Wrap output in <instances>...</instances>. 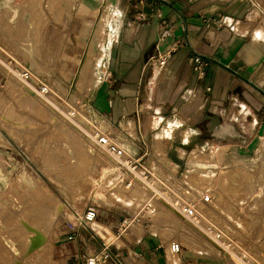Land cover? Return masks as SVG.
Returning a JSON list of instances; mask_svg holds the SVG:
<instances>
[{"label": "rangeland", "instance_id": "1", "mask_svg": "<svg viewBox=\"0 0 264 264\" xmlns=\"http://www.w3.org/2000/svg\"><path fill=\"white\" fill-rule=\"evenodd\" d=\"M12 8L21 10L18 20L0 29V152L5 156L0 162V264H52L59 245L72 239L77 226L94 230L111 245L115 234L96 220L98 211L108 207L124 213L121 230L142 223L155 230L159 225L174 227L183 245L194 234L222 258L264 264V138L246 150L213 140L206 150L185 156L180 169L159 153L137 169L150 173L139 185L132 180L133 172L95 139L97 134L109 136L124 149L122 161L131 160V144L106 112L93 109L89 95L105 70L107 15H101L97 31H76L83 45L71 52V47L59 45L65 32L44 31L49 24L44 0H14L7 12ZM66 54L84 58L71 62ZM15 66L44 76L49 94L39 95L40 83L20 79ZM99 106H107L105 96ZM125 128L134 132L132 123ZM99 155L100 163L91 164L89 158ZM15 161L32 168L39 179L36 189L47 188V199L11 174ZM205 180L207 188L202 187ZM205 196L210 199L205 201ZM162 198L184 209L194 205L196 219L223 248L178 217ZM93 210L95 219H87Z\"/></svg>", "mask_w": 264, "mask_h": 264}, {"label": "crops", "instance_id": "2", "mask_svg": "<svg viewBox=\"0 0 264 264\" xmlns=\"http://www.w3.org/2000/svg\"><path fill=\"white\" fill-rule=\"evenodd\" d=\"M13 1L0 0V29L19 18L21 10L7 12ZM253 3L44 0L49 24L43 29L59 35L65 32L59 45L71 47L72 52L83 45L76 31L88 26L94 32L101 15H107L105 70H101L100 84L89 92L93 109L106 112L109 122L123 132L131 144V160L140 159L138 169L159 153L180 169L185 156L206 150L213 140L246 150L264 138V0ZM88 17L94 20L85 21ZM196 56L208 63L203 71L195 68L192 58ZM66 57L73 62L84 55ZM163 58L165 63H159ZM103 96L105 108L99 106ZM128 123L133 124V133L125 128ZM4 157L1 151L0 162ZM15 163L11 174L26 188L40 186L30 166ZM3 183L0 179V188ZM124 216L116 207H108L96 217L115 234L109 249L124 264H237L220 257L194 234L183 245L174 227L159 225L155 230L142 223L121 230ZM75 232L59 245L52 264H81L101 256L105 242L94 230L77 226ZM98 264L116 263L107 259Z\"/></svg>", "mask_w": 264, "mask_h": 264}, {"label": "built area", "instance_id": "3", "mask_svg": "<svg viewBox=\"0 0 264 264\" xmlns=\"http://www.w3.org/2000/svg\"><path fill=\"white\" fill-rule=\"evenodd\" d=\"M248 1H250L251 4H254L253 0H248ZM218 25H222V18L218 21ZM192 60L195 64V68L199 71H203L204 67L208 64L205 60H203V58L199 56L192 58ZM14 61H15L14 59H10L8 62L9 64L14 65ZM159 63L164 64L165 59L164 58L160 59ZM15 67L16 68L14 69V71L17 72V75L18 77H20V79L24 81H30L35 79L40 83V88L38 90L39 95L45 96L49 94L51 88L49 83H47L44 80V76L35 73L34 70H32L31 68L21 67V66H15ZM95 139L99 146L103 147L108 152H110L118 160L119 163L123 164V166H125L130 172H133L132 180L138 183V180H140L141 178H145V179L147 178L149 174L147 173L142 174V173H138L137 171L140 161L139 158L134 160H129L128 162H123L122 158L124 156V149L120 145L113 142L109 136L102 134L95 135ZM209 199H210L209 196L204 197L205 201H208ZM183 212L187 217V219L189 220H193L195 217H197L196 209L194 205H191L190 207H186ZM95 216H96V212L93 210L87 214L86 218L92 220ZM125 223L126 220L123 221L122 224L124 225ZM107 259L113 260L116 264H124L123 261L117 255L113 254L110 251L109 245L106 243L103 244V252L101 256H97V255L93 256V258L89 259L86 264H98L100 260H107Z\"/></svg>", "mask_w": 264, "mask_h": 264}, {"label": "bare ground", "instance_id": "4", "mask_svg": "<svg viewBox=\"0 0 264 264\" xmlns=\"http://www.w3.org/2000/svg\"><path fill=\"white\" fill-rule=\"evenodd\" d=\"M94 19H93V17H88V18H86L85 19V21H89V22H92ZM87 24H85V26H86ZM88 27V26H87ZM84 27L85 28V30L87 29H89L90 27ZM97 31V30H96ZM97 38H99V36H97ZM99 40V39H98ZM99 45H101V44H99ZM92 48V47H91ZM90 51H92L91 49H90ZM244 107V106H243ZM245 108H246V106H245ZM244 109V108H243ZM244 115V114H243ZM92 139H94V138H92ZM262 144H264V140H262ZM261 144V145H262ZM100 148V147H99ZM59 155H60V153H59ZM91 161H90V163L91 164H97V163H100L99 161L101 160V159H103V157H101V155H99V156H91L90 158H89ZM108 162V161H107ZM75 167V166H74ZM74 167H72V168H74ZM71 168V169H72ZM70 169V168H69ZM76 174V173H75ZM78 174V173H77ZM210 181H212V180H210ZM203 182H205V184L202 186L203 188H207L208 186V184H207V182H206V180L205 181H203ZM138 184L139 185H143L144 183H143V181L140 179V180H138ZM209 185H210V183H209ZM225 186V185H224ZM45 188V187H44ZM225 188H228L227 186H225ZM37 191H38V194L41 196V197H43L44 199H47V194L49 193V191H47V188H45L44 190H42V189H36ZM46 190V191H45ZM43 201V200H42ZM162 202H163V204L165 205V206H167L170 210H172L175 214H177V216L178 217H180V218H182L183 220H185L191 227H193L195 230H197V231H200V232H202V234L203 235H205V236H207V238L208 239H211L215 244L214 245H216V246H220L221 247V244H220V242L218 241V240H216L215 239V237H214V235L210 232V231H208L207 232V230L199 223V221L196 219V217L193 219V220H189V219H187V217L185 216V214H184V208L181 206V205H179L178 204V202H176V201H172V200H167L166 198H162ZM45 204V203H44ZM50 214H52V212L50 213ZM95 218H93L92 220H94ZM93 224V223H92ZM242 225V224H241ZM93 228V227H92ZM98 233H100L101 234V231H98Z\"/></svg>", "mask_w": 264, "mask_h": 264}, {"label": "water", "instance_id": "5", "mask_svg": "<svg viewBox=\"0 0 264 264\" xmlns=\"http://www.w3.org/2000/svg\"><path fill=\"white\" fill-rule=\"evenodd\" d=\"M209 241H210L211 243L215 244L211 239H209Z\"/></svg>", "mask_w": 264, "mask_h": 264}]
</instances>
